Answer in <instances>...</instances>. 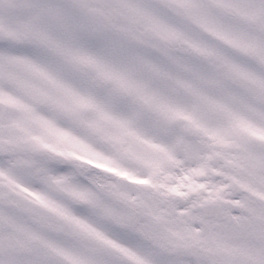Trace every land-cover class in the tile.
Returning <instances> with one entry per match:
<instances>
[{
  "label": "snow or ice",
  "instance_id": "6c2138e0",
  "mask_svg": "<svg viewBox=\"0 0 264 264\" xmlns=\"http://www.w3.org/2000/svg\"><path fill=\"white\" fill-rule=\"evenodd\" d=\"M0 264H264V0H0Z\"/></svg>",
  "mask_w": 264,
  "mask_h": 264
}]
</instances>
